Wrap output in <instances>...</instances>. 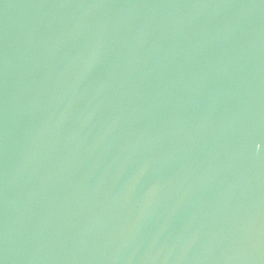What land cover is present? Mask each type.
<instances>
[{
	"label": "water",
	"instance_id": "water-1",
	"mask_svg": "<svg viewBox=\"0 0 264 264\" xmlns=\"http://www.w3.org/2000/svg\"><path fill=\"white\" fill-rule=\"evenodd\" d=\"M0 264H264V0H0Z\"/></svg>",
	"mask_w": 264,
	"mask_h": 264
}]
</instances>
